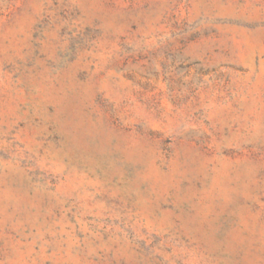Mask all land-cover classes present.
I'll return each mask as SVG.
<instances>
[{
	"label": "rangeland",
	"instance_id": "obj_1",
	"mask_svg": "<svg viewBox=\"0 0 264 264\" xmlns=\"http://www.w3.org/2000/svg\"><path fill=\"white\" fill-rule=\"evenodd\" d=\"M0 264H264V0H0Z\"/></svg>",
	"mask_w": 264,
	"mask_h": 264
}]
</instances>
